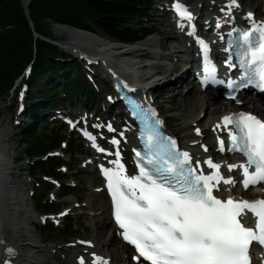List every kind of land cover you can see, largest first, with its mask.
Masks as SVG:
<instances>
[{"label": "snow or ice", "instance_id": "6c2138e0", "mask_svg": "<svg viewBox=\"0 0 264 264\" xmlns=\"http://www.w3.org/2000/svg\"><path fill=\"white\" fill-rule=\"evenodd\" d=\"M234 5L236 0H228L222 11L230 13ZM172 7L181 17L179 26H183L184 19H193L186 5L177 2ZM247 15L253 16L252 13ZM235 31H238L240 41L235 55L242 69L238 86L254 84L264 89V23L257 24L253 20L252 27ZM189 35H195V32ZM197 43L203 53L205 79L214 80L215 66L212 65L210 70L209 45L199 37ZM225 63L235 67L231 57ZM149 111L155 117V111ZM222 121L225 127L231 124L235 129H229V151L238 150L246 157L245 163L229 164V170L242 169L244 179L241 183L245 188L264 182V120L240 112L225 115ZM160 123L156 120L146 124L144 149H134L139 168L137 174H127L118 147L114 153L116 158L111 161L114 167L101 166L124 240L132 244L139 257L148 264H251L252 243L264 246V199L218 198L213 194L214 187L221 181L226 184L237 181L222 176L221 165L211 158L205 163L214 171L207 175L199 171L200 161L197 160L194 166L190 154L181 151L176 140L160 130ZM108 127L112 130L111 125ZM85 134L99 151H107L96 144L95 137ZM218 139L224 150L223 139ZM119 143L112 139V144L118 146ZM250 168L254 170L250 171ZM244 209L257 218L255 228L245 226L239 218ZM81 243L91 244L90 241ZM7 251L13 252L11 248ZM91 255V264H108L103 257ZM79 259L85 264L83 257Z\"/></svg>", "mask_w": 264, "mask_h": 264}, {"label": "bare ground", "instance_id": "6f19581e", "mask_svg": "<svg viewBox=\"0 0 264 264\" xmlns=\"http://www.w3.org/2000/svg\"><path fill=\"white\" fill-rule=\"evenodd\" d=\"M243 3L247 8L254 9L256 12H261L264 0H243ZM204 13H207V8L203 9L202 14ZM160 21L162 24H167V27H170V30L166 35L168 37L167 41L147 39L142 41V43L133 46L121 47L119 42L111 39L102 32L91 34L76 29L71 32V40L67 41L66 44L75 49L95 53H99L100 48L98 47H101V44H104L106 45V49H108L106 50L108 54L112 53L115 55H121L122 52H126L127 54L133 55L131 60L116 61L117 64L120 62L124 63V61L127 62L129 66L128 69L132 72V76L134 75L135 77H138L137 80L145 83L142 85L143 87H148V85L156 82L171 81L173 77L175 81L180 80L182 75L188 71V68L183 67V61H187L185 54L189 52V49L187 47L181 48L180 44L175 45L174 41L179 40V36L173 35V27H171L170 23H166L164 19H160ZM182 45L186 46V44ZM160 48H165L169 51L161 53L158 50ZM142 56H146L150 60H142L140 58ZM106 76H108V74L104 75L102 78L100 77L101 81H106ZM163 86L166 88L170 87V89H175L176 87L172 84H170V86L169 84H163ZM107 89L110 88L107 87ZM263 92L264 91L261 90V93ZM202 94L203 93L197 87L191 88L186 93L176 91L177 100L180 102L179 108L182 113L175 115V119L173 118L168 126L170 129H174L180 134V139L184 144H187L189 141L197 140L192 134L194 129L192 124L194 121H199L198 117L201 116L202 111L205 115L201 119H203V127H206V124L210 121V124L217 125V121L219 120L218 116L222 114L221 112L223 108L227 109L228 106H233L231 102L225 103L224 100L217 101L216 99L210 98L204 100ZM255 108V110H258L264 116V100L261 105H257ZM209 132L210 134L213 133L210 129ZM205 133L208 134L207 131H205ZM225 159L228 160L227 157H225ZM12 169L13 168L10 167V170ZM10 170L8 168L5 174V171H1L0 169V233L3 235L4 241L11 244L14 242L16 246L20 248L22 253L21 256L19 252L21 264H44L45 261L43 260L45 253H35L39 247H42L38 246L41 244L36 240H33L32 236L26 229V226L29 225V219H31V216H29L27 212V199L24 196L22 187L8 180V178L12 177V175H9ZM99 198L100 199L95 204L97 208L94 204L88 205L95 210L94 218L92 219L95 223L98 220L99 215L102 213L98 208L103 209L107 202V197L106 195L104 196L102 192H100ZM17 206L19 207L18 209L15 208ZM105 211L106 210L104 209L103 214L106 216L104 213ZM113 228L114 226L112 225L110 218L106 217L104 223L100 222L99 224L92 226L90 239L95 241L96 249H102L103 253L106 254V257L116 261H122V259H124V263H127V261L130 260V256L127 253L128 247L122 244L119 238L117 239V236L111 232Z\"/></svg>", "mask_w": 264, "mask_h": 264}, {"label": "trees", "instance_id": "16d2710c", "mask_svg": "<svg viewBox=\"0 0 264 264\" xmlns=\"http://www.w3.org/2000/svg\"><path fill=\"white\" fill-rule=\"evenodd\" d=\"M137 10L125 0H31L29 13L35 31L48 37L53 34L52 18L72 26L79 24L84 29H91L89 23L100 30L125 41L133 35L132 29L126 26L125 19ZM44 50L55 53V48L43 39L35 38L30 22L18 7V0H0V95L19 75L24 64L32 57L37 58L36 70L46 74L55 68L48 62ZM64 82L74 87L80 82L72 81L70 77L49 80L44 89L39 92L41 102L37 109H45L56 89L64 87ZM48 133L42 129L40 138L33 153H42L51 146L47 141ZM28 140V137L24 139Z\"/></svg>", "mask_w": 264, "mask_h": 264}, {"label": "rangeland", "instance_id": "374dc122", "mask_svg": "<svg viewBox=\"0 0 264 264\" xmlns=\"http://www.w3.org/2000/svg\"><path fill=\"white\" fill-rule=\"evenodd\" d=\"M22 2L25 3L26 0H22ZM29 4H30V0H27L28 10H29ZM28 15H29V13H28ZM50 24L53 26V28H52L53 34L49 35V36H51V38L57 39L59 41L61 40L62 43H63V41H69L71 39V37H72L71 32L74 30V28H71L69 25L65 24V22L56 21L55 18H52V21ZM153 26L160 27L159 30H161L162 32H166V29H167L166 25H161L158 22H156L153 24ZM31 28L33 30H35V27H33L32 25H31ZM136 29H139V27H136ZM153 37H155V36H153ZM159 37L160 38H157V39H161L162 35ZM120 45H121V47L126 46L123 44H120ZM98 48H100V50H103V48H105V50H108V49H106V45H104V44H101V47H98ZM132 58L133 57H130V55H129V56H125L123 60L128 61V60H131ZM135 78H138V77H135ZM181 90H182L181 92H185L186 87L184 89H181ZM176 91H180V87H178V85L175 87V89L168 90V94H165L163 96L165 99L161 98L160 102H159L162 109L165 111L166 116H169V117L173 116L174 119H175V115H179L182 113L180 108H179L180 102L177 100L178 98L176 96ZM209 97H211V96L208 94H203V99L207 100ZM6 99H7V93L3 96L2 99H0V109L4 108V104L6 103ZM173 118L171 117L170 119L172 120ZM9 119H10V114H7L6 120L3 124V126L0 128V137H1L0 143L2 145L3 150L8 148L7 146L4 147V145H7V144L10 145L12 147L11 153H13V155L16 156L18 153H21V146L19 145L20 139H19V136L16 139V136L11 135V134H12V132H15L16 134H19V133H18L16 128H13V131H12L10 129V127L7 125V123H8L7 121ZM1 134H2V136H1ZM4 134L6 135L5 137L3 136ZM8 138H11V139H9V141H8ZM10 140H11V142H10ZM14 170H15V177L19 176L20 173H19L18 166H15ZM22 176H23V174L20 175V177L15 180V183L18 186H21L22 189H24V193L27 194L26 188H25V179ZM95 177H96V175L88 174L87 176L83 175L82 177H80V179L82 180L83 185L86 186V185L92 184L93 183L92 181L95 179ZM78 194L83 195L84 199H89L88 194L85 193V189H78ZM99 199H100L99 197L96 198L97 201ZM33 205H34V202H33ZM29 214L31 216L32 212H30ZM106 214H107V217L109 218L108 213H106ZM32 221L29 223L28 226H26V229L28 230L29 234L32 236V239L39 241L42 245L63 244L65 242L69 241L70 237L68 235H63L62 233H59V232H53L51 234H48V233H44V232H40L38 230H35L32 226ZM100 221L102 223H104L106 221V216L103 215L101 217ZM93 223H95V222H93L92 219L89 221V218H84L82 227L87 228V231L86 232L80 231L79 236L83 237V238H85V237L89 238L91 236V227H92L91 224H93ZM111 232H113V229L111 230ZM47 261H48V258L46 259V263H47Z\"/></svg>", "mask_w": 264, "mask_h": 264}]
</instances>
